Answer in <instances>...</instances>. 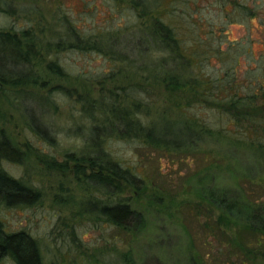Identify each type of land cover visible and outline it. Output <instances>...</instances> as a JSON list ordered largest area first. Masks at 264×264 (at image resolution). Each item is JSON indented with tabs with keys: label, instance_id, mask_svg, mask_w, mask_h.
I'll return each mask as SVG.
<instances>
[{
	"label": "rangeland",
	"instance_id": "rangeland-1",
	"mask_svg": "<svg viewBox=\"0 0 264 264\" xmlns=\"http://www.w3.org/2000/svg\"><path fill=\"white\" fill-rule=\"evenodd\" d=\"M236 2L240 0H0V32L21 38L29 58L21 61L10 47L13 40L0 35V73L14 76L0 80V138L21 152V161L4 158L1 166L41 193L38 204L3 207L1 217L8 229H26L39 241L44 264H128L120 258L125 252L131 264H240V252L227 239L242 226L236 223L240 212L230 219L210 198L222 191L240 196L234 188L240 187L244 171L255 169L253 152L231 134L239 127L230 116L166 86L164 74L183 69L184 76L190 75L181 55L157 43L148 52L134 49L139 42L135 32L148 29L152 14L162 12L186 40L200 29L210 49L218 48L201 61L207 74L222 76L226 66L240 59V40L248 34L233 11ZM211 24L215 34L209 33ZM250 24L251 48L259 56L264 41L256 28L261 25L258 20ZM72 27L80 36L96 35L99 44L104 39V46L108 41V48H57L58 40L66 44L73 37L68 32ZM25 30L31 31L32 43L30 35L23 37ZM52 60L66 75L49 68ZM238 70L240 82V64ZM107 102H118L143 125H192L198 137L178 151L118 137L103 124ZM93 127L101 133L96 140ZM173 132L182 134L178 126ZM100 150L134 166L138 174L137 188L123 182L118 194L130 198L141 215L127 233L100 216V205L114 200L88 178L87 159ZM200 202L213 210L208 220L193 209ZM206 221L221 225L219 235L205 230ZM250 258L251 264H264L258 248ZM2 264L16 263L6 258Z\"/></svg>",
	"mask_w": 264,
	"mask_h": 264
},
{
	"label": "trees",
	"instance_id": "trees-1",
	"mask_svg": "<svg viewBox=\"0 0 264 264\" xmlns=\"http://www.w3.org/2000/svg\"><path fill=\"white\" fill-rule=\"evenodd\" d=\"M234 10L240 15V23L248 28V34L243 40H240V59L238 58L237 63L232 66H226L222 76L215 79L203 71L201 58L206 60L207 56L213 54L212 51L215 52L216 50L217 53L218 48L210 49L209 42L199 35L200 29L197 30L198 32L195 31L198 34L196 36L195 32H192L191 42L186 40L182 36L183 30L177 24H173L171 20L166 21L161 15L162 12L152 14V24L148 29L142 27L141 31L135 32L134 36L139 42L137 46L134 45V49L140 47L148 52L147 49L150 50L157 43L159 46L169 48L181 55L187 64L183 67L185 70L190 69V75L189 77L184 76L181 72L183 69H179L180 72H174L171 75L170 73L164 74V79H169L166 86L171 90L189 94L190 97L196 96L198 99L196 101H202V104H210L213 108L224 112L228 118L230 116L231 120L239 127V130L231 132V134H236V140L248 146L249 150L253 152L255 169L252 166L251 170L244 171V174L241 175L240 187L234 188L238 193L240 191V196H233L230 192L223 193L222 191L219 195H212L211 193L210 198L212 205L214 204L230 214H227L230 219H232L231 215L235 211L240 212L242 221L236 220V223L237 225L241 223L242 226L233 239L229 238L232 236H227V239L229 245L238 254L240 252V264H251L249 259H251L250 256L254 255L255 249L258 248L264 254V51L259 56L253 54L251 48L253 37L250 34L251 31H254V27L250 22L258 20L261 28L256 29L261 32L263 36L261 39L264 41V0H240L233 5ZM208 29L209 33H216L213 24ZM69 31L73 37L68 39L66 44H63V40H58L57 48H64L66 45L68 49L86 50L93 48L103 51L104 48H108V41H106L105 46L103 45L104 39L99 44L96 35L80 36L73 27ZM23 32L24 38H28L30 35L28 40L31 42L27 41L32 43L34 37H32L31 31L25 30ZM0 35L5 36L9 41L13 40L10 47L17 50L21 61H29L28 55L23 51V45L26 43L24 42L22 45L21 38L16 35L13 36L10 32H0ZM248 35L249 37H247ZM29 47L31 48L32 45ZM195 58H198L199 61L197 62ZM239 64L240 82L237 79ZM48 66L52 71L66 75L57 60L50 61ZM195 66H199V68L197 74L193 75L192 70H195ZM163 67L164 71H168L166 65ZM13 77V75L8 76L0 73L1 81L13 80ZM104 106L105 121L103 124L110 127L107 130L110 131L108 133H115L122 138H140L156 150L163 151L173 148V150L178 151L185 147L187 140L198 137L192 125L169 121H166L165 125V122L163 125L157 122L143 125L139 120L132 119L126 109L120 106L118 102H107ZM197 122L199 121L197 120ZM175 126L181 130L180 136L173 132ZM202 128L207 129L208 127L204 125ZM91 130V136L96 140L101 133L96 127ZM103 136L105 133H102ZM9 152L17 154L18 158H13ZM4 158L21 161V152L10 140L0 138V264L6 258L12 259L16 264H44V256L39 241L26 229H8L1 217L3 207L31 206L41 201L40 191L10 175L2 168L1 161ZM87 160H89L90 169L88 178L105 188L110 197L114 199L111 203L100 205L101 218L111 222L119 230L126 233L131 231L130 227L133 222L139 219L141 215L137 213V209L130 198L120 197L118 194L123 182L134 187L137 186L138 174L135 167L101 150L97 156ZM60 165L63 167L64 164ZM79 168H82L80 164ZM201 177L207 179L204 175ZM202 206L203 204L200 202L193 209L196 210L197 217L202 215L208 220L213 216V210L210 207L208 209ZM203 227L205 230L208 227L207 231L214 235L221 232L219 223L211 224L210 221H206L203 223ZM120 258L128 264L132 263L128 252L122 253ZM95 264L97 263L95 262ZM116 264L118 263L116 262Z\"/></svg>",
	"mask_w": 264,
	"mask_h": 264
}]
</instances>
